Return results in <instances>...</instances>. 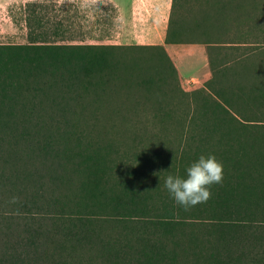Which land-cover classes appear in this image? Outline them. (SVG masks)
Listing matches in <instances>:
<instances>
[{
    "label": "trees",
    "instance_id": "trees-1",
    "mask_svg": "<svg viewBox=\"0 0 264 264\" xmlns=\"http://www.w3.org/2000/svg\"><path fill=\"white\" fill-rule=\"evenodd\" d=\"M179 3L164 41L209 69L188 89L163 45L49 39L25 3L27 42L0 43V264H264V0H198L187 26ZM201 154L223 179L185 210L164 181Z\"/></svg>",
    "mask_w": 264,
    "mask_h": 264
},
{
    "label": "rangeland",
    "instance_id": "rangeland-1",
    "mask_svg": "<svg viewBox=\"0 0 264 264\" xmlns=\"http://www.w3.org/2000/svg\"><path fill=\"white\" fill-rule=\"evenodd\" d=\"M35 1H46L48 4L41 12L44 30L49 39L54 37L52 29L55 25L60 26L64 38L62 42L65 43H107L110 39L121 38L123 25L119 21L116 7L110 0H0V43L27 42L24 6L26 2ZM180 2L176 12L187 26V21L193 16L191 13H197L200 4L198 0ZM233 30L234 28L229 34ZM203 46L204 44L200 43H187V80L177 69L180 85L184 89L201 85L209 76V69L205 64L206 57L201 52ZM167 53L175 65V60L168 51ZM124 98L120 99L123 101ZM148 115L150 113L137 112L136 117L144 118Z\"/></svg>",
    "mask_w": 264,
    "mask_h": 264
},
{
    "label": "crops",
    "instance_id": "crops-1",
    "mask_svg": "<svg viewBox=\"0 0 264 264\" xmlns=\"http://www.w3.org/2000/svg\"><path fill=\"white\" fill-rule=\"evenodd\" d=\"M110 1L117 9L119 21L123 25V32L120 39H110L107 43L163 45L175 60V66L179 73L187 80V43L181 45L164 41L172 0ZM201 52L206 57L205 64L207 65L205 45L201 48Z\"/></svg>",
    "mask_w": 264,
    "mask_h": 264
},
{
    "label": "clouds",
    "instance_id": "clouds-1",
    "mask_svg": "<svg viewBox=\"0 0 264 264\" xmlns=\"http://www.w3.org/2000/svg\"><path fill=\"white\" fill-rule=\"evenodd\" d=\"M223 179V163L214 154H201L185 168V174H168L164 186L173 201L185 210L206 202L211 185Z\"/></svg>",
    "mask_w": 264,
    "mask_h": 264
}]
</instances>
